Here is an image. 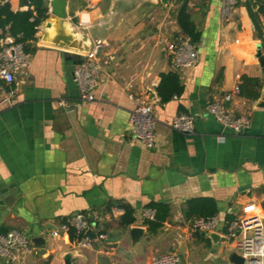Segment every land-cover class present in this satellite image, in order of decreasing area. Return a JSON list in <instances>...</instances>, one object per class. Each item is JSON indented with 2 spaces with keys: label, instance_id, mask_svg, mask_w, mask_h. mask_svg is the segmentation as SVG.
<instances>
[{
  "label": "crops",
  "instance_id": "1",
  "mask_svg": "<svg viewBox=\"0 0 264 264\" xmlns=\"http://www.w3.org/2000/svg\"><path fill=\"white\" fill-rule=\"evenodd\" d=\"M8 1L13 11L25 9L19 0ZM44 1L49 7L50 0ZM189 5L201 39L197 63L184 70L173 68L167 51L169 41L184 35L174 0H67L72 22L66 19L60 26L48 15L37 27L31 50H25L28 63L12 84V104L0 106V228L44 240L41 255L35 244L26 255L28 264H65L67 256L71 264H150L153 256L168 251L188 255L197 233L191 232L192 219L184 208L194 197L216 201L219 226L264 211L259 98L249 100L239 91L225 103L231 116L249 118L244 133L226 128L207 111L242 76L258 78L264 93L258 54L264 55V47L237 0L225 20L222 0H190ZM67 30L83 48L103 43L93 101L80 99L73 81V68L84 52L56 40ZM167 71L178 72L184 89L161 103L156 88L160 73ZM138 101L149 103L156 117L151 146L131 132L129 115ZM179 106L192 116L194 133L171 128ZM150 202L170 208L154 233L143 223ZM122 204L134 209L135 221L127 227L119 224ZM76 212L86 213L106 241L94 239L89 248L76 245L61 230ZM133 227L142 228L134 243ZM55 229L58 238L51 237ZM207 243L231 264L225 240L216 247ZM0 264H5L1 258Z\"/></svg>",
  "mask_w": 264,
  "mask_h": 264
},
{
  "label": "built area",
  "instance_id": "2",
  "mask_svg": "<svg viewBox=\"0 0 264 264\" xmlns=\"http://www.w3.org/2000/svg\"><path fill=\"white\" fill-rule=\"evenodd\" d=\"M236 0H222L221 16L228 19L233 11ZM264 18V17H262ZM103 43L93 44L88 51L81 53L79 61L73 68V81L78 88L80 99L93 101L97 86L99 64L98 50ZM167 51L172 59V66L176 70L193 67L198 61V49L185 35H177L167 44ZM29 54L21 43L6 36L0 44V106L10 105L14 99V83L17 72L27 63ZM236 84L231 92L225 93L222 99H217L207 106V111L220 124L236 132L244 133L251 123L247 116H231L225 108V103L231 100L233 93H239ZM131 132L134 138L144 145L151 146L155 140L156 117L152 106L145 101H138L129 115ZM172 129L184 134H192L195 130L192 116L179 112L171 118ZM264 133V124H262ZM145 219L153 218V211L144 212ZM61 230L71 234L76 245L89 248L94 239L106 241L107 235L95 230V223L84 212L71 214ZM192 233L216 232L227 242L230 252H236L244 259V264H264V211L248 216L227 220L222 226L216 216L194 218L190 225ZM51 237L58 238L59 230L51 231ZM32 239L16 229L0 233V258L5 264H28L26 255L33 252ZM253 258V259H251ZM150 264H181L178 251H168L153 256Z\"/></svg>",
  "mask_w": 264,
  "mask_h": 264
},
{
  "label": "trees",
  "instance_id": "3",
  "mask_svg": "<svg viewBox=\"0 0 264 264\" xmlns=\"http://www.w3.org/2000/svg\"><path fill=\"white\" fill-rule=\"evenodd\" d=\"M0 39L8 34L16 42L23 45L24 50L29 51L30 41L35 40L37 27L47 18L48 7L44 0H19L20 7L25 9L13 11L8 0H0ZM190 0H174L176 6L175 17L180 31L196 44L201 39V33L192 19L189 5ZM243 4L248 12L255 32L264 47V0H237ZM260 81L255 77L242 76L239 84L240 93L249 100H255L260 96ZM183 85L176 71L160 73V80L156 88L157 96L161 103H166L183 93ZM179 110L183 112L182 106ZM184 113V112H183ZM147 207L153 211L152 219H144L150 233L159 229L169 215V205L162 202H150ZM123 213L119 217V224L127 227L134 223V209L128 204H122ZM216 201L211 197H194L185 201L184 215L189 219L197 217L209 218L217 214ZM7 230L0 228V233ZM197 236L200 237L199 233ZM72 239V235H70ZM209 242L208 238H202Z\"/></svg>",
  "mask_w": 264,
  "mask_h": 264
},
{
  "label": "water",
  "instance_id": "4",
  "mask_svg": "<svg viewBox=\"0 0 264 264\" xmlns=\"http://www.w3.org/2000/svg\"><path fill=\"white\" fill-rule=\"evenodd\" d=\"M48 15H52L53 17L57 18L60 20L59 24L60 26L62 25V22H64L67 17H68V12H67V0H50L49 2V7H48ZM46 20V19H45ZM50 26V24H49ZM64 31V27L61 28ZM66 31V29H65ZM74 34L71 33L70 31L67 30L65 33H58L56 36V40H60L63 46H65L67 49H72L76 52H86L89 50L88 46L83 48L74 41ZM85 37V36H83ZM259 54V61L260 65L264 67V55ZM69 54H65L66 59H70ZM78 58V56H77ZM79 61V58L77 62ZM258 101L256 103L257 107L264 108V93H261L260 96L258 97ZM3 192V191H2ZM142 233V228L140 227H133L130 230L131 238L133 243L138 240L139 235ZM203 237L208 238L211 243L213 244L214 247L218 245L220 241H222V236L216 232H208V233H201ZM33 243L37 246L35 249V252L37 255H41L42 252L44 251L43 248H41V245H43L44 240L41 239L40 237H35L32 239ZM253 259V258H251ZM228 261L231 264H244V259L237 254L236 252H231L228 255ZM65 264H71L70 258L67 256L65 259Z\"/></svg>",
  "mask_w": 264,
  "mask_h": 264
},
{
  "label": "rangeland",
  "instance_id": "5",
  "mask_svg": "<svg viewBox=\"0 0 264 264\" xmlns=\"http://www.w3.org/2000/svg\"><path fill=\"white\" fill-rule=\"evenodd\" d=\"M69 15V13H68ZM69 17V18H68ZM67 17L69 22H72V16ZM73 26V25H72ZM30 236V235H28ZM195 241L194 248L188 255L180 253L181 264H226L222 260L223 254H219L217 248L209 247L205 240L199 239L197 235H193ZM203 243H201V241ZM162 253V252H161Z\"/></svg>",
  "mask_w": 264,
  "mask_h": 264
}]
</instances>
